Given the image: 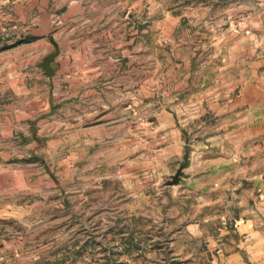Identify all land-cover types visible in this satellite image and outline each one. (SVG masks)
Listing matches in <instances>:
<instances>
[{
  "label": "rangeland",
  "instance_id": "rangeland-1",
  "mask_svg": "<svg viewBox=\"0 0 264 264\" xmlns=\"http://www.w3.org/2000/svg\"><path fill=\"white\" fill-rule=\"evenodd\" d=\"M261 122L264 0H0V264H251Z\"/></svg>",
  "mask_w": 264,
  "mask_h": 264
},
{
  "label": "crops",
  "instance_id": "crops-1",
  "mask_svg": "<svg viewBox=\"0 0 264 264\" xmlns=\"http://www.w3.org/2000/svg\"><path fill=\"white\" fill-rule=\"evenodd\" d=\"M40 27L32 28L30 29V32L33 33V35L36 36L37 39L29 41V43H24L20 47V50L26 51L27 53L25 55L27 56H40L44 54L46 51H49L53 46L58 47L56 43V39L54 38L53 34L50 32V30L46 29L45 31L39 32ZM111 36L113 42H114V32L108 34ZM95 43L88 42L87 47H93L96 48V51L98 52V48L102 45V41L99 42L98 37L94 39ZM87 42V41H86ZM86 42L83 44L84 48ZM81 48V46H79ZM61 50V49H60ZM48 80H53L52 77ZM253 120L251 121V124L246 125L247 130L251 131V136H253L254 126H253ZM257 132L260 134H257L258 136H261L260 138L264 139V122L258 123ZM247 136H250L248 131L245 132ZM253 134V135H252ZM254 137V136H253ZM248 138V137H247ZM264 149V147H263ZM262 149V150H263ZM257 179V178H255ZM255 233H250L247 231V238L245 239L246 242H244V250L248 254V260L251 262V264H264V233H260L258 231H253ZM227 262L226 264H248L246 261H243V258L240 257L237 253H232L227 256Z\"/></svg>",
  "mask_w": 264,
  "mask_h": 264
},
{
  "label": "water",
  "instance_id": "water-1",
  "mask_svg": "<svg viewBox=\"0 0 264 264\" xmlns=\"http://www.w3.org/2000/svg\"><path fill=\"white\" fill-rule=\"evenodd\" d=\"M55 55H51L47 57L43 62H41L40 67L42 70L46 73L47 76H52L54 73V70L56 68V64L53 62ZM178 180V175L174 176L173 182L169 183V185L176 183Z\"/></svg>",
  "mask_w": 264,
  "mask_h": 264
}]
</instances>
